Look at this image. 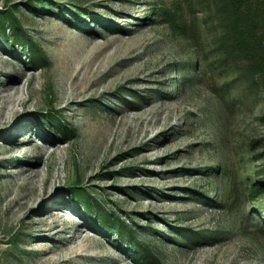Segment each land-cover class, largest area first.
I'll use <instances>...</instances> for the list:
<instances>
[{"label": "rangeland", "instance_id": "rangeland-1", "mask_svg": "<svg viewBox=\"0 0 264 264\" xmlns=\"http://www.w3.org/2000/svg\"><path fill=\"white\" fill-rule=\"evenodd\" d=\"M213 20L198 0H0V264H264V82L199 55ZM78 186L157 262L99 231Z\"/></svg>", "mask_w": 264, "mask_h": 264}, {"label": "trees", "instance_id": "trees-1", "mask_svg": "<svg viewBox=\"0 0 264 264\" xmlns=\"http://www.w3.org/2000/svg\"><path fill=\"white\" fill-rule=\"evenodd\" d=\"M204 9L210 10L213 16V24L208 25L211 40L206 47L200 45L199 55L211 61L218 67L236 74V80L242 79L248 85L247 90L256 93L261 83L264 82V0H198ZM190 2V1H189ZM191 2L189 6H191ZM171 17L170 12L157 9V16ZM14 31L15 44L28 52L29 60L34 64L47 63L48 57L42 48L32 39L21 26L19 19L11 11L3 13ZM172 26L175 23L172 21ZM202 31L197 27L191 31V36L197 38ZM200 38V37H198ZM200 41V40H199ZM199 56V58H200ZM183 71V70H182ZM243 95L245 92L242 93ZM241 94V96H243ZM237 101L240 95H236ZM57 126H63L57 121ZM253 177V175L251 176ZM256 179V178H255ZM263 180L250 185V191L257 197L264 195ZM74 198L81 202L83 210L91 218H94L99 231L107 234L113 233L134 246L139 259L149 263H156V255L150 245L139 241L136 231H133L125 223L118 221L101 204L87 193L81 186L73 192ZM210 206L221 208L218 202H210ZM258 210L264 213V203H256ZM256 216H259L258 214ZM264 216V214H262ZM253 221H259V217H252Z\"/></svg>", "mask_w": 264, "mask_h": 264}]
</instances>
